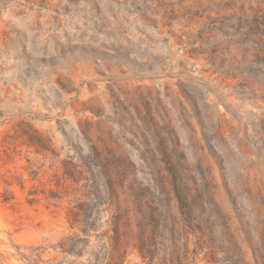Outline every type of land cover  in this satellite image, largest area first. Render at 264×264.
<instances>
[{
    "label": "rangeland",
    "instance_id": "obj_1",
    "mask_svg": "<svg viewBox=\"0 0 264 264\" xmlns=\"http://www.w3.org/2000/svg\"><path fill=\"white\" fill-rule=\"evenodd\" d=\"M0 264H264V0H0Z\"/></svg>",
    "mask_w": 264,
    "mask_h": 264
}]
</instances>
